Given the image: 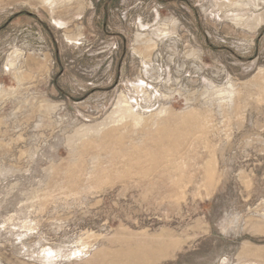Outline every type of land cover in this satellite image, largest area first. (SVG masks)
<instances>
[{
	"label": "rangeland",
	"instance_id": "obj_1",
	"mask_svg": "<svg viewBox=\"0 0 264 264\" xmlns=\"http://www.w3.org/2000/svg\"><path fill=\"white\" fill-rule=\"evenodd\" d=\"M130 263L264 264V0H0V264Z\"/></svg>",
	"mask_w": 264,
	"mask_h": 264
},
{
	"label": "bare ground",
	"instance_id": "obj_2",
	"mask_svg": "<svg viewBox=\"0 0 264 264\" xmlns=\"http://www.w3.org/2000/svg\"><path fill=\"white\" fill-rule=\"evenodd\" d=\"M144 260V259H143ZM127 263H129V262H127ZM131 264V263H130ZM142 264V263H141Z\"/></svg>",
	"mask_w": 264,
	"mask_h": 264
}]
</instances>
